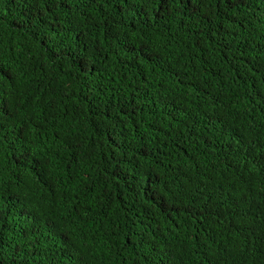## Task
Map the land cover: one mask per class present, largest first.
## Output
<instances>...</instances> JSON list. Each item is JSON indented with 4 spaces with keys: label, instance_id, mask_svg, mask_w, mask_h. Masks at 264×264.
Listing matches in <instances>:
<instances>
[{
    "label": "trees",
    "instance_id": "obj_1",
    "mask_svg": "<svg viewBox=\"0 0 264 264\" xmlns=\"http://www.w3.org/2000/svg\"><path fill=\"white\" fill-rule=\"evenodd\" d=\"M0 264H264V0H0Z\"/></svg>",
    "mask_w": 264,
    "mask_h": 264
}]
</instances>
